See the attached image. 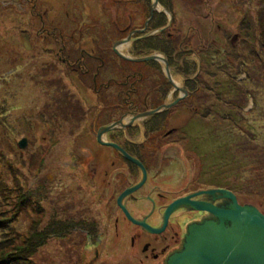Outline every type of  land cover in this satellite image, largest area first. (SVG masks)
I'll list each match as a JSON object with an SVG mask.
<instances>
[{"label": "rangeland", "instance_id": "obj_1", "mask_svg": "<svg viewBox=\"0 0 264 264\" xmlns=\"http://www.w3.org/2000/svg\"><path fill=\"white\" fill-rule=\"evenodd\" d=\"M147 1L150 10L153 0ZM170 4L174 17L170 31L181 42L180 49L191 47L192 39L198 69L193 74L196 86L193 82L188 90L182 75L171 70L172 79L168 78L165 66L156 60L159 69L153 75L158 77L152 81L162 79L166 85L156 97L163 103L159 109L169 112L165 127L181 126L176 137L193 143L185 154L203 158L204 184L216 185L221 177V187L234 193L242 207H254L264 215V0H171ZM112 5L108 0H0V251L17 256V248L27 244L34 230L44 232L51 223L59 226L51 235L45 233L41 246L22 251L21 261L8 258L0 264H133L137 256L130 238L137 234L144 240L154 238L128 221L116 205L118 196L139 178L116 177L126 167L115 158V149L95 145L97 128L91 125L100 109H92L102 103L78 84L80 77L70 78L54 55L62 35L67 47L77 43L85 52L94 50L115 60L103 37L108 28L123 27L129 19L115 17ZM132 5L126 7L130 12L137 6L144 9L145 0ZM169 26L167 17L159 30ZM48 31L56 34L45 38ZM145 32L138 33L140 40L151 36ZM98 37L100 52L92 42ZM149 56L160 58V53ZM186 60L191 65L189 57ZM116 65H106L100 77L108 78L107 73L115 77ZM88 73L93 81V73ZM89 81L85 85L91 88ZM160 82L153 84L154 89ZM190 98L195 110L187 115L176 112L171 118V111L180 110ZM22 139L23 149L18 146ZM85 150L97 152V158ZM164 154L171 161L149 170L144 186L123 203L133 219L151 226L161 221L164 212L159 208L184 190L171 182L196 170L189 163L186 168L192 171L184 169L178 147ZM92 166L98 174L91 178ZM182 214L171 221H179L183 230L191 220L204 218L187 210ZM60 227L68 230L59 234Z\"/></svg>", "mask_w": 264, "mask_h": 264}, {"label": "flooded vegetation", "instance_id": "obj_2", "mask_svg": "<svg viewBox=\"0 0 264 264\" xmlns=\"http://www.w3.org/2000/svg\"><path fill=\"white\" fill-rule=\"evenodd\" d=\"M108 1H111L113 4L111 7V10L114 9L113 15L115 17H120V18L122 17L121 18L122 20H125L127 18L129 19L128 22L123 27L108 28L106 36L103 37V41L109 44L110 49L112 50V53H114V48L116 47V50L118 48L117 44L121 41L126 40L128 37L135 39L132 42V44L135 41L140 40L141 36L140 35L136 36V34L147 30V24L149 20L151 19L153 12H157V11L152 12L151 5H150V17L144 22V26L140 28V26H138V24H135V23L139 22L137 18H139L141 14L143 13V8H138L137 6L135 11L130 12L126 9V7L127 5H131V3L133 4L132 6L134 7V4L137 5L143 0H137V1L135 0H108ZM121 9L124 10L125 13L122 12V15L118 16L117 12L120 13ZM132 16H134L135 21L134 19L132 21ZM171 21H172V18H171ZM154 31H149L151 32V36L160 33V32L155 33ZM145 33H148V32L146 31ZM50 34L52 36L55 35V31L46 32V36ZM60 36H61V39L59 42L60 47L57 49L54 55L57 61L60 63L61 67H63L65 71L67 69V71L69 72L70 78L71 77L74 78L78 74L83 73V72H92L93 79H94L92 88L94 89L93 93L96 95V97H98L97 96L98 94H103V95L106 94V93H103V91L101 92L99 91L100 89L104 88V86L101 82L99 83V81L96 84L97 76H99L100 81L102 78H105L106 81L112 82L113 83L112 85L115 87V90L112 92V94H114L116 97H122V104L119 105V109L121 111L119 110L115 113V115L113 116L115 117L113 122L119 120L120 118H125L128 115H132V114L136 115L137 113L143 112L145 110L152 111V110L159 109L161 105H163L162 102L157 103L156 97H159L161 95L166 85L165 83L160 82L162 80L161 79L159 81L160 85L157 84L156 89H154L153 84L159 83V82L152 81L153 78L157 79L156 77H158L156 75L155 76L153 75L159 69V66H157L156 64L157 62L156 60L153 61L152 64L151 62L146 63L147 61L140 62V63L131 62V61L120 58L115 53H114L115 60H108L109 58L102 59L103 57L98 55L100 53H97L94 50H93V53L85 52L84 50L81 49V47L78 46L77 43H70L68 44V47H67L62 38V35ZM67 39L74 40V37L69 36L67 37ZM92 42H94L93 48L95 50H98L97 49L98 46H101V37L100 38L98 37L96 39L94 38ZM188 45H191V47L180 49L181 52H183V56H184L183 58L185 60H186V57H189L190 54L194 53L192 39H189ZM131 46H129L127 49L124 50L126 51V54H123V53H119V54H121L122 56L126 58L137 59L138 57H134L130 54ZM143 57H146V56H142L141 58ZM121 60L132 63V65L127 66V68L126 67L124 68L125 65L122 64ZM158 61L160 62V60ZM110 63L111 65L117 64L116 65L117 69L114 72L116 76L113 77V76H110L111 75L110 73H107L108 78L103 77V76H101L102 77L101 78L99 75L100 72H104L105 66ZM167 65H168V61H167ZM168 68H169V71L170 70L173 71V69H171L169 65H168ZM157 74L159 75V73ZM172 74L179 76V74L174 73V71L172 72ZM195 77L196 75L194 76V78H193V75L190 76L189 78L184 77L185 83H186L185 87L188 90L192 88V84L195 80ZM171 79H172V75H171ZM166 83H168L173 89L175 88V86L172 85V82L170 80H167ZM192 93L193 92H191V97H192ZM149 103L151 107L149 106ZM193 110H195L194 103H193V99L190 98L186 105H183V106L181 105L180 110L173 109L171 111L173 114L170 113V116L172 118V116L175 115L176 112L178 113L185 112L186 115L188 113L191 114ZM161 113H165V112L161 111ZM161 113L158 112L156 115L161 114ZM168 116H169V112L167 113L165 117L167 119L165 121V125H167ZM93 120L95 121V123L96 121L101 122L99 117H97L96 115L94 116ZM93 124L94 123H92L91 127L93 126ZM107 124L109 123H106V124L104 123L97 127L95 138H96V142L99 144L100 147L101 146L103 147V145L98 142L97 134H98V131ZM180 127L181 126L168 127V128L164 127L161 130H157L153 132L154 133V135H152L153 138H149L145 136V133H148L149 129L151 128L150 122L144 123L142 125L133 123L132 125L126 126L125 128L113 129L109 134H107L109 135L108 142L116 144L121 149H123L129 156H131L132 158H134L135 160H137L138 162L142 164L143 168L146 171L147 177H148L149 170L154 169V168L158 169L162 161H165V160H167L165 162L171 161L169 159L171 156L164 154V152L166 153L167 151H169L170 148H173V147H178V150L183 153L181 156H179L180 158L178 159H180V163L184 165V169H187L186 165L188 163L193 164L192 166L193 171L194 169H196L193 172V174H191L189 177V173L185 172L184 176L179 178L177 182L175 183V185L181 186V188L184 190H182V193L180 191H176L181 194L176 196L172 200L168 201V203L165 204V206L163 207L164 211L173 201L179 198L188 197V196H191L201 191L226 190L224 187H221L222 186L221 177L218 178L220 183L217 182L216 185L209 184V183L204 184V181L206 178L204 176L205 170L203 167V162H204L203 158L201 160H198V158H194L190 156V155L193 156V154H185V152H187L188 150V147L191 146L193 143H190V140L188 139L176 137V133ZM160 131L162 132L158 135L159 136L158 139L154 138L155 136H157L155 133L160 132ZM140 136L142 137L139 138ZM174 136L176 138H172ZM156 142H158V144L154 146L153 143H156ZM150 148H152L153 150L150 151ZM114 151L116 152V153L114 152L115 153L114 156H116L115 158L119 162H121V164L124 167H126V172L123 171L122 174L116 175V177H134L133 175H137V177L140 178L141 176L140 169L134 164H132L133 167L127 165V163H130V162L126 160L117 150H114ZM87 153L90 158H95V157L97 158V155H98L97 152L92 153L89 150H85V154ZM112 163L114 164L115 161L112 160L111 164ZM188 171H192V170H188ZM90 174H91L90 175L91 178L95 177V175L98 174V172L94 170L93 166L90 167ZM103 174L105 178L109 176L107 171H104ZM187 178L188 179L190 178V181L187 184H185L184 182L185 180H187ZM199 186H201V188H199ZM157 196L160 199L163 198V196L160 193H157ZM220 196H221L220 193L216 194L215 196L198 195V196L191 197V200L194 202H197L199 205L203 207L212 206V207L222 208V209L228 208V206L225 205V202L229 200L225 199L224 194H222L221 197ZM203 197L208 198V199H204ZM236 197L237 196L235 195V198ZM236 202L239 206H241L238 203L237 198H236ZM184 210H187L188 212H190L192 216H195V214H197L198 216L199 215L204 216V218H202L203 220L201 222L198 219L191 220L185 226L183 230L182 225L179 221L175 220L176 222L174 223L171 221V219L175 214L177 216L174 217L173 219H179L181 215H183L182 212ZM188 216L191 217V215H188ZM160 220L161 221L158 223L157 226H151L149 224L148 225L151 226L152 228L160 229L163 224V216H161ZM142 221L147 223L145 220H142ZM210 225L218 226L220 225V221L207 212H202V211L200 212V211L195 210L189 204L188 205L182 204V205L176 206L175 209L171 212L168 218V221H167V225L165 226L164 230L160 234H154L153 239L144 240V236L142 237L139 234L132 236L130 238L129 244L131 248L133 249L135 248L134 252H136V256H137L136 257L137 261L134 262L133 264H177L178 261L180 262L183 259L185 260L187 257V254L189 255V254L200 251V247H201L200 244L205 245V246L208 245L209 235L207 234L208 236H203V234H201L199 230L201 228H207L205 230H209L211 229V227H209ZM139 229L145 233H149L147 230L141 227H139ZM168 229H170L169 230L170 233ZM223 229H224V226H223ZM168 234H169V237H168ZM200 235H202V238Z\"/></svg>", "mask_w": 264, "mask_h": 264}, {"label": "water", "instance_id": "obj_3", "mask_svg": "<svg viewBox=\"0 0 264 264\" xmlns=\"http://www.w3.org/2000/svg\"><path fill=\"white\" fill-rule=\"evenodd\" d=\"M158 7H159L158 1L153 0L151 5L152 12L157 11V12L166 13L161 9L158 10L157 9ZM166 14L168 17V25H170L171 16L168 13ZM134 40L135 39H131V37H128L126 40L119 42L117 45H119L122 42H129ZM114 53L122 59L137 63L146 62V61H155L160 59L154 56H149L141 59L126 58L121 54H119V52L116 50V47L114 48ZM163 62L165 66L164 70L166 71V75L168 78H170L167 61L163 59ZM165 108H167V105L164 106V109ZM160 111H161L160 109H156L152 111L139 113L136 115L132 114L130 119L131 122L129 125L133 124L136 121L157 114ZM118 125L124 127L122 121H119L100 129L97 134V139L100 144L108 145L109 147L117 150L126 160L136 165L142 173V176L138 181V183L124 190L116 200V205L119 207V209L122 211V213L124 214V216L128 221H130L131 223L137 226H140L141 228L147 230L150 233L160 234L167 225L168 218L171 212L175 209V207L182 204H187V205L189 204L195 210L208 212L213 217L217 218L220 221V225L218 226L210 225L209 227H211V229L209 230H205L207 228H201L199 231L201 234H203V236L209 235L208 245L205 246L200 244L202 248L199 246L200 247L199 252L192 253L189 255L187 254L186 259L185 260L183 259L180 262L178 261L177 264H183V263L184 264H264V216L256 212L252 207H239V205L235 200L236 198L234 197V195L227 190L201 191L191 196L179 198L173 201L165 209V211L163 210V207L165 205L160 207L159 208L160 211L164 212L163 224L160 229H154L149 225H147L144 221H137L133 219L126 210V208L124 207V205L122 204V201L126 197L134 194L144 185L146 179V171L141 165V163H139L137 160L129 156L124 150H122L117 145L113 143H108V144L101 143L100 132L111 130V128H117ZM18 146L21 149L25 148L26 140L22 139L18 143ZM218 193H220L221 196L222 194H224L225 199L229 200L225 202V205L228 206V208L222 209L212 206H206L208 207L206 208L199 205L197 202L191 200V197L194 196H198V195L215 196ZM203 198L208 199L205 197ZM200 236L202 238V235Z\"/></svg>", "mask_w": 264, "mask_h": 264}, {"label": "trees", "instance_id": "obj_4", "mask_svg": "<svg viewBox=\"0 0 264 264\" xmlns=\"http://www.w3.org/2000/svg\"><path fill=\"white\" fill-rule=\"evenodd\" d=\"M171 0H158L159 5L167 12H169L172 15V23L169 26V28H167L166 30L161 31L158 34H155L153 36H150L148 38L145 39H141L138 41H135L130 49V54L134 57H140V56H146L150 53L153 52H159L162 53L168 61V65L171 69H173L174 73L182 75L183 77H190L192 76L194 73L196 74L197 71V66H195L196 64L191 63V65H189L187 63V61L183 58V52H181L180 50V41L177 37V35H175L174 33H172L170 30L172 28H174V23H173V12L171 11V4H170ZM145 8L143 9V13L141 14L140 19L138 20V26H140V28H142L144 26V22L150 17V10H149V4L148 1L145 0ZM134 19V16H132V21ZM135 20V19H134ZM167 24V17L164 13H157V12H153V15L151 17V19L149 20L148 24H147V32L149 31H154L157 29H160L162 27H164ZM56 34V33H55ZM59 35V34H58ZM136 36H139V34H136ZM49 36H46L45 38H48ZM59 39H61V36L59 35ZM104 59V58H102ZM202 60V59H201ZM122 61V64L125 65L124 68L129 65H132V63L126 62V61ZM152 64V62H151ZM155 64V63H154ZM192 69L189 70V69ZM80 75V76H79ZM89 79H88V77ZM77 77H80V81H83L84 83L89 81V85L92 88L93 87V81L91 80V76L89 75L88 72H83L77 75ZM98 79L99 76L96 77V84L98 83ZM188 81V80H186ZM92 82V85L90 84ZM196 82L197 79L195 77L194 80V88L196 86ZM110 84L112 85L113 83L110 82ZM113 86V85H112ZM193 88V89H194ZM105 89V88H104ZM102 89V90H104ZM101 89L99 90L100 92L102 91ZM114 101V104L116 105H109V104H105L104 100H102V104L104 106L103 109H100L99 113L97 114V117H99V119L101 120V116H102V111L103 110H108L109 112L112 113H116L117 111H119V106L122 104V97H113L112 99ZM58 107V105H57ZM59 108V107H58ZM166 115L167 113H161L158 115H155L153 117L150 118L149 121H147L146 123L150 122V129L148 131V133L153 134V132L157 131V130H161L165 127V121H166ZM203 117L206 116V111H204L201 114ZM94 128H97L99 125H102L104 123L102 122H98L93 120L92 121ZM109 123V121L107 122ZM245 158V157H243ZM129 166L133 167L132 164L127 163ZM57 227L59 226H54L52 223L44 229V232H39L38 230H34L30 236L27 237V244H25L24 247L21 248H17L18 251V255L17 256H13L11 257V255H5L4 253H2V251H0V262H3L8 259V258H12L14 260L16 259H20V261L23 258V254L22 251L26 252L30 251V248H35V247H39L43 244L44 238L46 237L45 233H47L49 231V235L52 234V231L54 232L55 229H57ZM73 229V228H72ZM65 230V228L60 227V231H58L59 234H62ZM94 232H92L91 234H93ZM35 240L36 241V245L31 246V241ZM16 255V254H15ZM11 262V261H9Z\"/></svg>", "mask_w": 264, "mask_h": 264}, {"label": "bare ground", "instance_id": "obj_5", "mask_svg": "<svg viewBox=\"0 0 264 264\" xmlns=\"http://www.w3.org/2000/svg\"><path fill=\"white\" fill-rule=\"evenodd\" d=\"M158 10H163V8H161V7H158L157 8ZM164 11V10H163ZM166 12V11H165ZM159 13H164V12H159ZM167 13V12H166ZM166 13H164L165 15H167ZM155 33H157V32H161V31H158V30H155L154 31ZM132 39V38H131ZM132 42L133 41H129V42H122L121 44H119L118 45V48H117V50H118V52L119 53H123V51L125 50V49H127L129 46H131V44H132ZM126 54V53H125ZM141 57L142 56H140V57H138L137 59H141ZM184 57V56H183ZM143 58H145V57H143ZM195 56H194V53H192V54H190V56H189V59L191 60V63H194L195 64ZM163 59H165V60H167V58L162 54V53H160V62L162 63V65H164V62H163ZM199 60H201V59H199ZM192 61H194V62H192ZM195 66H197V63H196V65ZM198 69V68H197ZM171 71V70H170ZM169 71V72H170ZM76 81V80H75ZM77 82H78V84L81 86V87H84V88H86V89H88L89 91H91L92 93L94 92V89L93 88H88L86 85H85V83L83 82V81H80V80H77ZM101 83L103 84V86H104V88L107 90V92H106V94L105 95H103V94H98L97 96V98H98V100L102 103V100H104V102H105V104H109V105H111V106H113L114 105V101L112 100L113 99V97H116L114 94H112V92H113V90H111V91H109L110 90V87H112V85L110 84V81H106V80H104V79H101ZM104 91V90H103ZM94 94V93H93ZM93 94H91V95H93ZM94 96V99L96 100V95L94 94L93 95ZM95 103H96V101H95ZM96 108V110H98V109H103L104 108V106H103V104H101L100 106H96V104H95V106L93 107V109L92 110H94ZM97 114L98 113H95V115L97 116ZM115 115V113H112V112H109L108 110L106 111V110H103L102 111V118H101V122L102 123H107L108 121H109V124H107V125H105V126H103L102 128H104V127H106V126H109V125H111V124H113V123H116V122H119V121H122V123H123V125H124V127H122V126H120V125H118L117 126V128H111V130H108V131H101L100 132V134H101V136H100V141H101V143H103V144H108V143H110V142H108V136L109 135H107V134H109L113 129H118V128H125L126 126H130L129 124H130V122H131V115H128V116H126L125 118H120L119 120H117V121H115V122H113V120H114V118L115 117H113ZM147 119V118H146ZM143 120V119H142ZM148 120H146L145 122H143L142 124H144V123H146ZM142 124H140V125H142ZM132 125V124H131ZM101 128V129H102ZM90 134V133H89ZM96 142V141H95ZM96 146H98L99 148H100V146H99V144H95ZM128 165V164H127ZM141 176H142V173H141ZM141 176H140V178H141ZM140 178H139V180H140ZM138 180V181H139ZM147 181V174H146V179H145V182ZM177 182V181H176ZM176 182H171V185L173 184V186H176L175 185V183ZM138 182H136L135 184H137ZM134 184V185H135ZM133 186V185H132ZM131 187V186H130ZM234 195V194H233ZM129 197V196H128ZM234 197H235V195H234ZM127 198V197H126ZM125 198V199H126ZM125 199L122 201V204L124 203V201H125ZM236 200V199H235ZM239 207H242V206H239ZM206 208H208V207H206ZM254 208V207H253ZM255 209V208H254ZM201 212V211H200ZM256 212H258L257 210H256ZM208 213V212H207ZM259 214H261L262 216H264L262 213H260V212H258ZM211 215V214H210ZM137 221H139V220H137ZM192 223V222H191ZM148 225V224H147ZM151 227V226H150ZM154 229H156V228H154ZM150 233V232H149ZM151 234H153V233H151Z\"/></svg>", "mask_w": 264, "mask_h": 264}]
</instances>
